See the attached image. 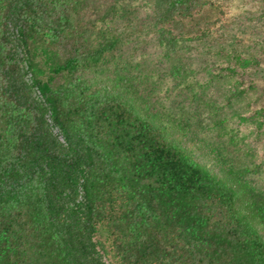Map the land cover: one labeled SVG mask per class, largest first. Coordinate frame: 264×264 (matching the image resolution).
<instances>
[{"label": "trees", "instance_id": "16d2710c", "mask_svg": "<svg viewBox=\"0 0 264 264\" xmlns=\"http://www.w3.org/2000/svg\"><path fill=\"white\" fill-rule=\"evenodd\" d=\"M210 5L0 0V264H264V187L249 178L260 168L219 151L244 213L230 180L171 137L187 119L152 101L140 64L106 67L141 23L169 57L197 48L171 26ZM258 33L253 50L235 34L218 44L223 71L261 63Z\"/></svg>", "mask_w": 264, "mask_h": 264}, {"label": "rangeland", "instance_id": "374dc122", "mask_svg": "<svg viewBox=\"0 0 264 264\" xmlns=\"http://www.w3.org/2000/svg\"><path fill=\"white\" fill-rule=\"evenodd\" d=\"M212 1L214 5L193 18L177 19L171 26L176 34L194 40L197 48L169 57L159 46L155 31L141 23L135 32L130 30L136 40L129 51L111 55L106 67L112 76L114 64L122 65L127 58L140 64L136 69L148 78L143 84L152 91V101L164 103L177 121L187 119L189 130H173L172 138L220 178L230 180L224 162L218 158L219 151L228 165L260 168L249 178L264 187V117L257 115L264 106V56L259 55L260 64L235 75L223 71L226 59L212 52L221 42L228 44L234 34L255 49L258 32L264 33V21L251 20L250 16L264 10V0ZM203 30L210 36L200 41ZM210 44L214 47L208 51ZM239 89L245 90L241 98L237 96ZM233 92L237 94L228 99ZM230 184L240 198L241 211L247 213L243 191L238 183Z\"/></svg>", "mask_w": 264, "mask_h": 264}]
</instances>
